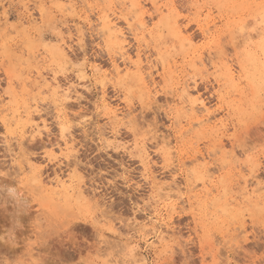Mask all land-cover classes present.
<instances>
[{"label":"rangeland","instance_id":"obj_1","mask_svg":"<svg viewBox=\"0 0 264 264\" xmlns=\"http://www.w3.org/2000/svg\"><path fill=\"white\" fill-rule=\"evenodd\" d=\"M138 1L141 5L135 9L131 0H0V98L8 93L7 99H0V172L10 174L6 178L8 182L0 181V236L7 232L13 237V242L8 244L0 242V260L12 264L17 261L19 264H56L66 260L71 264H111L113 260L142 258L148 264H163L169 257L161 253L172 241L169 226L164 223L165 198L170 192L180 191L190 197L180 218L184 222L182 230L189 231L188 213L193 206L191 230L195 231L197 218L210 225V238L205 241V247L200 248L197 238L188 249V258L201 264H210L209 257L216 261L235 260V255L228 257L232 244L228 225L237 213H248L258 220L264 211L260 189L264 181L259 174L255 180L239 185L232 179L236 162L223 151L216 152L221 145L231 143L227 140L233 135L230 128L242 136L257 159L264 152V50L258 43L259 36H252L257 42L246 52L240 50L226 59L213 60L211 47L193 46L213 45V40L219 44L225 28L216 30L212 26L221 20L227 26L254 18L258 27L260 18L264 17L262 0ZM105 16L116 17V22L119 17L126 18L120 23L122 28L132 25V29L125 31L128 53L132 56L133 51L141 52L143 64L151 66L147 77L143 76L142 69L139 76L133 70L126 78L127 87L137 94L145 93L146 100L148 92L159 91L163 100L153 94L152 101L161 105L166 102L169 106L160 123L164 124L171 116V128L161 129V135L149 138L148 145H159L164 133L169 131V141H178L170 143L171 148L179 149L175 156L168 154L171 167L166 170L161 167L164 156L158 159L153 156L151 174L156 178L153 183L158 181L164 186L159 201L145 206L143 211L132 212L131 216L128 213L133 197H137L135 203L139 209L141 195L152 199L151 187H129L133 181L139 184L144 174L138 161L131 159L134 144L126 138V133H122L123 140L110 133L112 118L106 120L103 112L96 111L95 93L87 91L88 84L68 92L69 84L81 83L69 70L57 77L67 90V100L61 93L58 96L45 91L37 97L32 91L38 80L48 79L47 70L58 55L54 47L47 50L43 47L56 44L53 34L85 24L95 28L97 21ZM100 62L107 64L103 57ZM117 63L123 66V59ZM15 75L24 77L25 87L17 88L16 82L9 85ZM186 88L190 98H185ZM77 92L82 99L77 98ZM194 96H202L204 108L190 105ZM58 103L63 106L62 114L57 110ZM81 107L87 111L89 121H84L83 115L78 120L74 118ZM206 109L210 117L204 115ZM13 110L17 111L14 118ZM19 113L23 114L22 119ZM58 117L73 125L63 140L59 135ZM117 146L120 151L116 150ZM61 152L65 155L60 160L47 155L59 156ZM29 164L36 166L34 170L42 174L45 184L55 177L63 178L75 192L65 193L50 185L45 192L36 189L33 174L27 170ZM202 165L206 169L201 170ZM124 168L129 171L125 172ZM173 168L183 175V182L175 187L170 183V177L177 175ZM190 169L195 170L191 175ZM79 186L84 190L83 196L77 193ZM17 187L26 201L23 211L17 207L12 192L7 191ZM133 217L139 221V227L120 222L131 221ZM109 228L113 231L109 232ZM70 236L76 239L70 240ZM100 237L104 240L97 242ZM133 244L136 251L130 253L128 249ZM251 252L254 255L240 259L257 264L264 256L259 242L254 241Z\"/></svg>","mask_w":264,"mask_h":264},{"label":"snow or ice","instance_id":"obj_2","mask_svg":"<svg viewBox=\"0 0 264 264\" xmlns=\"http://www.w3.org/2000/svg\"><path fill=\"white\" fill-rule=\"evenodd\" d=\"M58 7V6H54ZM138 7V6H137ZM179 7V4L176 5ZM261 8L264 9V0L261 2ZM43 13L41 12V15ZM117 19L114 16H105L101 20L97 21L96 27L92 28L90 25L85 24L80 28L68 31L67 28L63 32L56 31L53 34V39L56 41L55 45H43L44 49L47 50L49 47H54L58 53L56 59L53 61L52 66L47 70L50 74L48 79L43 81V86L40 85L38 81L36 84V89H32L37 97L41 93L47 91L52 93L55 90L59 91L65 96L67 100L68 94L64 93L63 89H60V81L57 77L66 75L69 70L73 71L80 84H69L68 92H72L73 89L82 88L84 84L87 83V91L94 92L96 99V111L103 112L105 119L112 117V122L109 124V131L116 138L123 140L125 136L122 133L127 134V139L134 144L133 155L131 159L133 161H138L144 170V174L140 177V183L136 184L133 181L132 185L129 187H136L140 189L142 186L144 188L151 187L152 199L148 200L142 195L139 197L140 208H136L135 201L137 197H133V203L131 204V211L128 213L129 216L132 215L134 211H143L145 206H150L159 201L160 194L163 192V185H160L157 181L153 183L156 179L151 174V169L153 168V156L157 159L160 156H164V165H161L165 170L167 167H171V161L168 159V154L171 152L173 156L179 151L178 148H171L170 143H177L178 141H169L168 137L171 135L170 131L164 133L163 142L159 145L152 144L148 145L147 141L151 137H159L161 135V129L171 128L172 117L169 116L164 124L160 123V118L164 116L165 113L169 111V106L165 102L163 105L157 104L152 101L151 96H160L163 100V96L159 91L148 92V99H145V93L137 94L133 89L128 88L126 84V78L129 73L126 71L127 68L137 69V75L142 74L147 77L149 75L150 65L143 64L141 59V53L133 51L132 56L136 58L133 59L132 56L128 54L127 44L129 42L128 38L125 37L124 32L132 29L131 24H127L126 27H121L122 21L125 17H119L117 23L112 21ZM188 24V21H184ZM28 23V21H24ZM224 27L225 30L221 33V38L219 44L215 43L213 40V45L208 43H203L199 45H193L194 47H211L212 48V59L215 60L217 57L220 59H226L229 54H239L240 50L247 51L249 46L257 41L252 39L253 35L259 36V45L261 49L264 50V17L259 20V26L257 27L256 19L247 18L241 20L235 25L229 24L224 26V22L218 21L216 25L212 28L219 30ZM211 30V29H210ZM89 32L91 35L89 36ZM139 39V37H137ZM103 57L107 64L100 62V58ZM123 58V66L117 61ZM234 62V60H233ZM264 63V60H262ZM242 67V65H241ZM156 70H153V72ZM90 74H86L89 73ZM16 82L17 88L25 87L26 81L23 76L15 75L12 80H9V85ZM192 87H197L194 82H190ZM38 89V91H37ZM199 91V87H197ZM103 93V95H101ZM8 93L5 94L3 98L7 99ZM77 98L82 99L77 92ZM187 97V93L185 94ZM193 102L197 105L204 106L205 101L201 97H192ZM101 102L103 106L101 107ZM57 110L59 113H63V106L59 103L57 104ZM219 110V109H217ZM83 115L84 121H89L87 111L81 107L77 113L75 119ZM59 123V135L60 138L64 139V134L69 131L73 125L69 124L66 120H60ZM47 127V125H45ZM83 127V123H81ZM264 128V125H262ZM233 135L227 137L230 144L221 145L216 149L219 153L223 151L224 155L231 157L232 160L236 162V171L232 176V179L237 180L239 185L243 186L246 182L250 180H255L257 174L264 181V152L257 159L254 151L247 146L246 141L242 138L236 130H233ZM15 135V133H13ZM49 135L51 132L49 131ZM109 146H112V141H109ZM127 149V145H125ZM117 151H120L119 146L116 147ZM24 149L21 148V153ZM139 155H136V154ZM238 153V154H237ZM55 160L63 159L65 153L61 152L59 156L54 153H47ZM243 157V159H241ZM31 168H35V165H29ZM206 165L200 166L201 170L206 169ZM125 172L129 171L128 168L123 169ZM259 170V171H258ZM173 171H177L176 176L170 177V183L172 187H175L177 183L183 182L182 172L173 168ZM195 171L193 169L189 170V175ZM9 172H0V181H7L9 177ZM178 177L180 178L178 180ZM128 177H125L127 181ZM148 181V184H145ZM159 189V191H158ZM260 189L264 192V183H261ZM7 191L12 192L13 197L16 198L17 207L23 211L26 207V201L24 200V194L21 188L17 187L15 190L8 189ZM173 196L175 197L173 199ZM167 200V210L164 215L166 219L165 224L169 226L172 234L171 244L163 250L162 255L169 257L164 260L163 264H201L199 260H190L188 258V249L190 246L196 242L199 238L200 248L205 247V241L210 238L209 228L210 225L207 222L201 221L200 219L195 220V231L191 230V224L193 222L192 218L195 216V208L192 207V211L188 213L189 219V231H183L184 222L180 219L185 214V207L188 206L189 196L185 195L183 191L172 193L165 198ZM194 203V202H193ZM154 215H159L158 212H154ZM23 219V217H21ZM121 223H134L139 227V221L135 220V217L131 221H120ZM235 224V231L232 232V224ZM229 233L231 234L232 244L228 251V257L233 255L236 259L223 258L219 261L213 260L209 257L210 264H252L250 259H240L241 256L254 255L251 249L254 247V241L259 242L261 250H264V211H262L260 218L257 220L255 216H249L248 213L235 214L233 221L228 225ZM109 232L113 229L109 228ZM143 235L142 233L140 234ZM70 240L76 239V237H69ZM88 239H92L91 236ZM146 241L147 237H143ZM104 238L100 237L97 242L103 241ZM0 242L8 244L13 242V237L10 233H5L4 236H0ZM223 247V245H221ZM71 247V245H69ZM130 253L136 251V245L133 244L132 248L128 249ZM159 251V249H158ZM203 254V253H202ZM0 264H12V262L7 260H0ZM19 264V261L15 262ZM56 264H71L70 261H57ZM111 264H148V261L144 259H120L113 260ZM155 264V262H153ZM257 264H264V256L260 258Z\"/></svg>","mask_w":264,"mask_h":264},{"label":"bare ground","instance_id":"obj_3","mask_svg":"<svg viewBox=\"0 0 264 264\" xmlns=\"http://www.w3.org/2000/svg\"><path fill=\"white\" fill-rule=\"evenodd\" d=\"M131 3H132V6H133V8H135V9H137V8H139L140 7V5H141V3L138 1V0H131ZM154 5L155 6H157V4H156V2H154ZM138 6V7H137ZM157 10L158 11H160L161 10V7H157ZM160 14V13H159ZM113 23H117L116 21H112ZM145 24L146 23H144V26H145ZM124 35H125V32H124ZM141 51V50H140ZM139 53H141V52H139ZM129 54V53H128ZM129 56H130V54H129ZM123 59V58H122ZM142 69V68H141ZM133 70H135V71H137V69H135V68H127L126 69V71L130 74ZM228 74V73H227ZM231 75V74H230ZM233 79V78H232ZM36 80V79H35ZM45 80H47V78L46 77H42L41 78V80H38L39 82H43V81H45ZM33 82H35V81H33ZM37 84V83H36ZM59 87H60V89H63V91H64V93H67V90L66 89H68V88H66V89H64L63 87H62V85L61 84H59ZM56 95H58V96H60L59 94H60V92L59 91H57V90H55V85H54V91H53ZM185 93H187V96L190 98V92H189V89L188 88H186L185 89ZM185 95V94H184ZM64 96V95H63ZM65 97V96H64ZM60 100V99H59ZM190 105H192V107L194 108V107H196V106H198L197 104H195L194 102H193V100H190ZM205 107V105L203 106V107H201V108H204ZM206 111H207V109H206ZM12 114V117L14 118V117H16V114H17V111L15 112L14 110H13V112L11 113ZM19 115H20V117H21V119H22V115L23 114H20L19 113ZM27 115V114H26ZM204 115H207V117H210V112H206ZM29 116V115H28ZM25 118V117H24ZM109 118H112V117H109ZM210 119V118H209ZM16 122H17V120H15ZM11 122H13L12 120H11ZM37 125V124H36ZM7 126H9V124H8V122H7ZM34 127V126H33ZM70 133V132H69ZM67 144V143H66ZM68 144H69V142H68ZM70 147H72V146H70ZM66 149H70L69 147H67ZM30 165V164H29ZM29 169H28V168ZM27 170L29 171H31L32 172V181H33V183H35V184H37V187H36V189L38 188L39 190H41V191H43V192H45V191H48V188L46 187L47 185H50V187L51 186H54V188H56V189H61V190H64L65 191V193H69V192H71L72 191V193L73 192H75V190H73L72 189V187H70L67 183H69V182H66L63 178H57V177H55V178H57L55 181H54V179L53 180H51L50 182H48V184H45L44 182H43V180H42V178H41V175H39L38 173H36V169L34 170V168H31V167H29L28 165H27ZM23 168V167H22ZM23 170H24V168H23ZM25 171V170H24ZM59 177V176H58ZM36 186V185H35ZM49 187V186H48ZM248 187V186H247ZM77 188V187H76ZM52 189V188H51ZM81 189H83L82 187H81ZM80 189V186H79V190H77V193H78V195L80 194V195H84V190L82 191ZM246 189V188H245ZM258 189V188H257ZM260 190V189H259ZM54 191V190H53ZM52 191V192H53ZM59 191V190H58ZM262 192V191H261ZM57 193V192H56ZM52 194V193H51ZM262 194H263V197H264V192H262Z\"/></svg>","mask_w":264,"mask_h":264}]
</instances>
